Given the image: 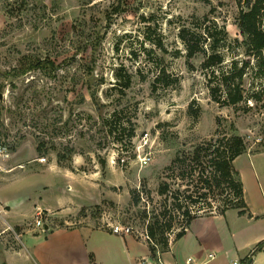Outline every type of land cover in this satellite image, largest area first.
Masks as SVG:
<instances>
[{
	"label": "rangeland",
	"instance_id": "rangeland-1",
	"mask_svg": "<svg viewBox=\"0 0 264 264\" xmlns=\"http://www.w3.org/2000/svg\"><path fill=\"white\" fill-rule=\"evenodd\" d=\"M245 1L0 0V176H13L1 190L27 224L11 228L6 217L0 218V264H35L29 254L12 259L6 250L16 254L28 241L21 233L35 226L44 171L29 170L42 165L34 161L39 157L45 164L57 159L81 171L96 169L103 183L100 203L61 217L43 210V220L53 226L84 224L88 215L96 226H130V234L145 238L150 210L172 202L158 192L161 179L179 189L182 200L195 186L200 164L189 162V174L182 178L170 167L174 158L224 135L245 139L251 152L241 154L235 167L249 195L254 173L264 192V51L255 55L243 45L238 19ZM205 15L212 20L205 21ZM205 24L228 31L222 46L227 64L251 58L246 100L237 105L215 101L210 71L201 66L203 55L188 57L180 37L184 26ZM164 70L169 78L157 80ZM111 117L114 131L106 122ZM146 155L151 157L147 164ZM15 164L25 167L8 173ZM134 189L141 192L137 205ZM230 197L225 191L205 200L198 213L217 212ZM234 212L231 221L238 219ZM175 213L173 238L184 220L181 211ZM247 248L206 264H235L251 254ZM252 259L264 264V248ZM152 264H161L159 255Z\"/></svg>",
	"mask_w": 264,
	"mask_h": 264
},
{
	"label": "crops",
	"instance_id": "crops-1",
	"mask_svg": "<svg viewBox=\"0 0 264 264\" xmlns=\"http://www.w3.org/2000/svg\"><path fill=\"white\" fill-rule=\"evenodd\" d=\"M249 152L251 151L245 153ZM34 161L42 165L37 164L35 169L31 168L29 171H38L40 167L44 171L43 181L40 183V191H43L44 197L35 203L36 213L41 208L44 213L47 211V215L61 217L82 211L85 206L100 203L104 197V190L101 188L103 183L97 176L99 171L96 169L91 172L81 171L76 166H62L57 159L49 164H45L41 157ZM23 166L25 167L24 164H15L8 173L13 174L18 167ZM241 174L244 179V173ZM5 176H0V210L4 220L6 217L8 226L22 227L27 224L15 216L12 201L2 195L6 186L4 182L9 183L13 179V176L9 179ZM59 179L63 183L67 182L66 187L60 185ZM251 180L252 195H249L244 180L247 213L241 214L237 208H231L225 214L213 213L196 217L186 228L184 236L172 238L169 250L159 253L161 264H186L188 257L193 258L192 264H206L218 256H228L234 249L237 251L248 247L247 250L251 252L254 243L264 240V192L255 173ZM233 212L234 218L238 219L231 221L229 216ZM85 219L89 220L76 226H53L46 223L44 228L36 225L26 227L21 236H27V244L22 241L16 254L11 253L10 249L6 250V254L12 259L14 256L29 254L35 264L153 263L154 258L145 238L115 233L111 227L96 226L88 215ZM245 225H248L247 228L242 229ZM238 236H244L245 240L237 243ZM246 256H241L239 262L236 259L235 264H239Z\"/></svg>",
	"mask_w": 264,
	"mask_h": 264
},
{
	"label": "trees",
	"instance_id": "trees-1",
	"mask_svg": "<svg viewBox=\"0 0 264 264\" xmlns=\"http://www.w3.org/2000/svg\"><path fill=\"white\" fill-rule=\"evenodd\" d=\"M239 14V25L245 36L243 45L248 53L261 55L264 51V0H246ZM205 21H211L209 15H205ZM211 24L184 26L180 30V37L185 43L188 57L193 58L199 54L203 55L202 68L210 71V90L215 101L227 105H237L246 100L244 78L251 67V58L236 59L226 63L222 46L228 39V31L225 27L216 25L213 29ZM261 64L264 58L261 56ZM163 77V78H162ZM169 78L166 70L157 80ZM130 78L125 84L130 85ZM178 79L176 78V81ZM168 84L172 83L167 80ZM156 85V84H154ZM117 110L113 113L115 117ZM114 117L107 119L111 131H114ZM125 129V127H123ZM134 135V131L130 132ZM39 150L41 146L39 145ZM248 150L245 139L239 134L224 135L221 138L206 140L198 144L190 155H178L170 165L172 171H178V176L185 177L188 163H198L200 168L196 175L195 186H193L182 200L181 191L172 189L170 183L162 180L159 183L158 192L161 195L172 198L171 205L166 204L162 208L153 206L150 210V220L147 224V232L152 257L157 259L160 252L168 251L170 248V232L175 225V210L181 211L184 216L182 227L176 234L175 239L181 238L186 233V228L193 219L200 216L199 204L205 200H212L217 195H223L225 191L231 196L222 208L217 212L225 214L228 209L237 208L241 214L247 213L248 204L245 197L244 183L235 160L238 156ZM60 163V160H59ZM193 172H190V175ZM141 192L131 190L132 200L135 205L141 201ZM148 215V213H146ZM264 248V240L260 241L252 250L250 255L243 258L244 264L249 263L252 255Z\"/></svg>",
	"mask_w": 264,
	"mask_h": 264
},
{
	"label": "built area",
	"instance_id": "built-area-1",
	"mask_svg": "<svg viewBox=\"0 0 264 264\" xmlns=\"http://www.w3.org/2000/svg\"><path fill=\"white\" fill-rule=\"evenodd\" d=\"M1 146V144H0ZM41 160L45 161L46 158L45 157H41ZM151 160L150 155H146L142 158L143 163L147 164L149 161ZM0 218H4L2 211L0 210ZM35 225L37 227H43L46 225V222L43 220V210L40 208L37 210L36 213V219H35ZM10 227V226H9ZM113 229V232L115 233H119V234H130L132 231V228L130 226H124V225H120V224H114L112 226H110ZM145 239L147 240L149 238V234L146 231L144 234ZM173 237H171L172 240ZM160 260V259H159ZM193 258L192 257H188L186 264H192Z\"/></svg>",
	"mask_w": 264,
	"mask_h": 264
},
{
	"label": "water",
	"instance_id": "water-1",
	"mask_svg": "<svg viewBox=\"0 0 264 264\" xmlns=\"http://www.w3.org/2000/svg\"><path fill=\"white\" fill-rule=\"evenodd\" d=\"M252 260H253V259H251V260L249 261V263H251V262H252Z\"/></svg>",
	"mask_w": 264,
	"mask_h": 264
}]
</instances>
